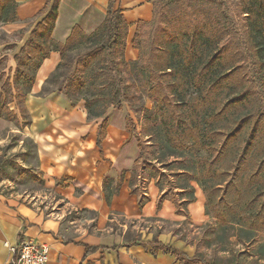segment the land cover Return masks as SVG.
I'll list each match as a JSON object with an SVG mask.
<instances>
[{"label": "trees", "instance_id": "16d2710c", "mask_svg": "<svg viewBox=\"0 0 264 264\" xmlns=\"http://www.w3.org/2000/svg\"><path fill=\"white\" fill-rule=\"evenodd\" d=\"M158 1L162 3L160 9H156ZM59 2L54 0L50 7L46 6L42 10L41 13L46 16L35 26L30 39L15 56L16 96L21 93V83L28 86L25 90L27 96L35 82L36 71L52 51L60 52L61 61L47 78L43 92L57 90L69 99L79 97L85 101L90 117H103L112 107L121 110L125 102L133 106L142 102L147 94L154 102L150 113L157 118V123L154 121L153 125L146 128L151 134L161 139L163 131H168L177 146L211 148L217 153L216 161L225 159L224 154L232 153L234 172L221 181H212L211 167L206 169V165L204 168L202 184L207 201L216 202L224 184L233 189L246 184L238 190L239 196H228L222 203L219 200L218 205L224 214L222 219L226 224H237L239 230L251 234L256 230H264V151L260 149L264 139V114L260 115L261 111L258 110L250 113L249 119H238L233 111V107L247 97H256L260 102L264 96V0H247V7L243 11V14H247L257 75L252 80L247 77L246 81L250 85L240 90L229 81L237 70L236 59L230 63L224 47L235 38V30L233 17L223 0H154L153 18L140 21L132 39L133 47L139 51L138 58L134 60H128L125 56L129 23L123 10L114 8L115 0H110L106 17L97 29L86 33L76 25L65 42L52 39ZM16 8L15 0H0V22L17 21ZM142 25L148 26L146 39L150 45L142 41ZM83 46L85 50L75 62L79 75L73 78L59 73L64 66L71 64L68 61L70 51ZM241 60L247 62L249 59L243 56ZM259 84L262 92L258 91ZM225 88L227 95L224 96ZM26 96L23 95V98ZM14 99L9 104L16 102L19 107L17 97ZM20 109L22 112L26 110L28 114L26 106ZM9 111L12 114L9 120L17 117L12 109ZM132 121L131 116H128V129ZM107 125L108 119L105 118L98 130L99 146L106 136ZM248 127L251 129L247 135ZM180 129L190 134L185 141L178 139ZM139 147L142 150L143 147ZM210 158H206L205 162ZM134 180L133 171L131 186ZM106 187H111V183L106 184ZM114 192L116 189L109 190L108 200ZM195 199L194 192L185 198L183 204L174 199L172 201L177 206V212L184 214L188 204ZM142 202L140 200V206ZM160 205L159 202L158 208ZM160 233L158 231L155 234L153 241H144L141 233L133 234L128 229L125 234L126 245L150 244L155 250L175 254L187 264H217L196 253L189 255L163 243L158 240ZM99 247L86 244V253Z\"/></svg>", "mask_w": 264, "mask_h": 264}, {"label": "crops", "instance_id": "0c3cea01", "mask_svg": "<svg viewBox=\"0 0 264 264\" xmlns=\"http://www.w3.org/2000/svg\"><path fill=\"white\" fill-rule=\"evenodd\" d=\"M15 1L19 19L0 22V29L8 33L24 31L18 39L0 42V53L4 52L1 56L9 57L13 72L17 69L15 56L30 39L31 30L46 16L42 10L54 3V0ZM109 2L60 0L52 39L65 42L76 25L86 33L93 32L104 21ZM114 8L122 9L129 23L125 56L128 60L137 59L139 51L133 47L132 39L139 22L153 18L154 0H115ZM9 45L16 46L10 53L4 50ZM60 61V52L52 51L36 71L35 82L24 102L30 117L27 134L36 144L37 166L48 185L58 188V193L73 208L97 211L100 220L96 232L80 238L66 237L59 218L45 217L40 208L0 194V264H11L14 248H18L24 235L49 245L48 264H187L175 254L155 250L150 244L126 245L127 231H115L113 225L120 223H108L116 220L111 217L116 213L126 219L172 222L180 220V213L172 199L162 198L160 190L152 186L144 192L147 199L139 205V195L132 190L131 178L141 150L127 128L125 113L112 107L103 117H90L84 100L74 102L57 90L43 92L47 78ZM9 105L18 116L16 102ZM105 118L108 119L106 136L99 146L98 130ZM108 183H111L109 188ZM110 189L116 192L108 200ZM195 196V201L187 206L188 211L196 222L206 221L209 217L205 212V196L199 189ZM140 233L142 240H154L152 230ZM158 240L194 254L171 230L161 231ZM86 244L100 247L86 253Z\"/></svg>", "mask_w": 264, "mask_h": 264}, {"label": "rangeland", "instance_id": "374dc122", "mask_svg": "<svg viewBox=\"0 0 264 264\" xmlns=\"http://www.w3.org/2000/svg\"><path fill=\"white\" fill-rule=\"evenodd\" d=\"M223 1L233 17L235 30V38L227 44L226 48L224 47V53L226 58L229 59L228 61L231 63L232 59H236L235 67L237 70L229 78V81L236 84L237 89L240 90L250 85V82L247 83L246 81L247 77L252 80L257 75L256 60L253 57L255 56L252 48L253 42L247 25V14H243L245 7H247V0ZM161 7L162 3L158 1L156 9ZM147 27L142 25L141 38L144 44L150 45V42L148 43V39H146ZM23 33L22 30L8 33L0 29V42L18 39ZM15 48V45H9L4 50L10 53ZM84 50L83 46L70 51L68 61L71 64L64 66L59 73L71 75L73 78L78 76L79 71H77L75 62ZM3 53H0V194H7L30 207L40 208L45 217L59 218L66 237L80 238L86 233L96 232L100 214L95 210L73 208L66 201V198L58 193V188L48 185L43 173L38 169L36 144L33 138L27 134V126L30 124L29 116L26 114V110L22 112L20 109V107L24 108L25 106L23 95L26 96L25 90L28 86L21 83V93L16 96L14 85L17 70L15 72L10 70L9 57L1 56ZM243 56L249 60L242 62ZM61 80L62 77L59 81ZM56 84L54 85L56 86ZM258 91L262 92L260 84ZM146 95L142 102L133 106L127 102L123 103L121 109V112L126 114V119L131 116L133 121L129 130L136 138L138 145L143 147L142 150L140 149L141 157L135 166V170H133L135 180L132 190L139 195L141 201H144L147 199L144 192L148 191L151 186L156 187L162 193V198H171L183 204L186 197L194 192L196 195L199 189L205 196V212L209 219L196 222L187 208L184 210V214H180V220L175 222L159 221L158 219H126L120 213H116L111 216L116 220L114 222L108 221V223H120L122 226L119 224L113 225L115 231L120 230L122 232L130 229L133 234H138L141 230H152L155 234L158 231L171 230L178 240L190 246L189 250L192 253L210 259L217 264H230L233 262L264 264V230H256L251 234L246 230H239L237 224L235 226L226 224L222 219V215H224L222 208L218 205L219 200L222 203V200L227 199L228 196H239L238 190L245 187L246 184L236 189L227 188L224 184L216 197V202L213 203L207 201V194L203 189L202 180L206 165V169L211 167L213 171L210 176L214 182L221 181L234 172L235 164L231 161L233 158L232 153L224 154L225 159L216 161L217 153L211 148L201 147L199 149L193 146H177L168 131H163L161 139L155 134H151L146 128L153 125L157 118L150 113V110L154 108V102ZM223 95H227V88L223 91ZM14 97H17L16 101L19 104V107L15 106L18 110V116L13 120H9L8 117L12 114L9 111L11 108L8 104ZM71 100L76 102L80 98L76 97ZM260 102L256 97H247L234 106L233 111L238 119H249V114L258 110L261 111L260 115H263L264 96ZM250 129L248 127L245 134L248 135ZM177 134L178 139L184 141L190 135L183 129H180ZM262 144L263 146L261 145L260 149L264 151L263 138ZM209 157L212 158L206 163L205 159ZM209 191L213 190L209 189Z\"/></svg>", "mask_w": 264, "mask_h": 264}, {"label": "built area", "instance_id": "2783aa9c", "mask_svg": "<svg viewBox=\"0 0 264 264\" xmlns=\"http://www.w3.org/2000/svg\"><path fill=\"white\" fill-rule=\"evenodd\" d=\"M11 264H48L50 247L47 243L22 236Z\"/></svg>", "mask_w": 264, "mask_h": 264}]
</instances>
